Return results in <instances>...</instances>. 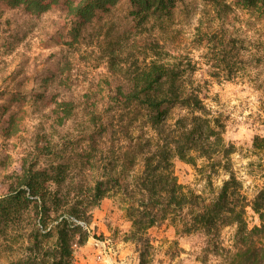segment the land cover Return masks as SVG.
<instances>
[{"label":"clouds","instance_id":"9594fccd","mask_svg":"<svg viewBox=\"0 0 264 264\" xmlns=\"http://www.w3.org/2000/svg\"><path fill=\"white\" fill-rule=\"evenodd\" d=\"M0 264H264V0H0Z\"/></svg>","mask_w":264,"mask_h":264}]
</instances>
